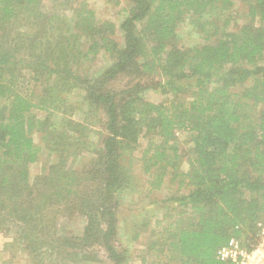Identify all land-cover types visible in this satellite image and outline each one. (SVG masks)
<instances>
[{"label": "trees", "instance_id": "16d2710c", "mask_svg": "<svg viewBox=\"0 0 264 264\" xmlns=\"http://www.w3.org/2000/svg\"><path fill=\"white\" fill-rule=\"evenodd\" d=\"M129 2L119 24L81 2L71 7L72 17L63 18L64 27L44 0H0V232L16 225L21 230L16 242L27 237L32 252L56 263L62 253L67 259L72 248L56 232L60 217H88L83 240L91 242L104 219L101 237L109 264H125L128 247L112 243L118 228L110 199L126 186L122 150L133 153L143 129L149 189L177 183L168 200L180 207L175 214L166 207L148 236L147 255L156 254L165 264H234L221 260L219 249L231 238L255 243L264 220V0ZM238 4L243 22L235 20ZM187 19L203 43L178 47L173 38ZM63 28L69 29L66 37ZM68 42L76 60L79 54L91 60L102 53L112 58L99 77L75 76L86 86L87 98L104 109L103 147L82 171L64 162L56 170L45 166L33 182L30 166L43 151L33 130L48 128L32 110L54 113L60 99L45 102L55 97L50 89L37 99L30 85L42 72L70 73V67L60 68L57 62L66 56ZM52 54L56 68L46 62ZM139 60L160 74L157 85L174 96L171 100L145 101L137 91L140 80L120 92L107 88ZM177 130L192 136L188 169L181 170ZM49 181L63 186L62 191L52 192Z\"/></svg>", "mask_w": 264, "mask_h": 264}, {"label": "rangeland", "instance_id": "374dc122", "mask_svg": "<svg viewBox=\"0 0 264 264\" xmlns=\"http://www.w3.org/2000/svg\"><path fill=\"white\" fill-rule=\"evenodd\" d=\"M81 2H87L89 4L88 8L95 9L98 17L109 19L117 24L126 16V8L130 7L129 0H44V5L49 10L54 9L55 13L61 16L57 19L65 27L66 22L64 25L63 22L72 17L71 7L75 8ZM241 7L240 4L235 7L236 13L234 16L238 22H243L246 17ZM62 34L65 37L67 34L69 35V29L63 28ZM119 40L121 41V37H119ZM173 42L178 47H189L202 44L203 39L198 30L187 19L178 25L177 35L173 38ZM64 46H67L66 56L57 59L58 67H70V73L66 74L62 70L50 74L42 72L38 75L39 81L34 82V87H32V83L30 85L34 89V95L37 99L47 94L49 89L55 97L47 100L44 98L45 102L52 104L54 98L57 99L58 97L60 99L57 103L59 107L54 109V113H46L39 108L32 110L37 119L46 124L48 128V131L43 129L33 130L32 136L35 143L43 148L40 159L30 166L33 182L45 166H52L56 170L65 163L67 167L80 168V171H82L94 159L98 158L97 150L102 149L106 134L104 109L87 98L86 86L80 78L92 79L99 77L105 67L112 62V58L102 53L95 60H91L87 59L84 54L81 56L79 54L77 56L79 58L76 60L69 42ZM23 54L24 52L21 51L20 56ZM24 56L30 59L29 55ZM51 56L52 58L46 60V62H48L50 68H56L53 62L56 56L53 54ZM143 64L142 60L137 61L129 67V72L111 80L107 84V88L120 92L140 80L141 89L137 91L145 101L160 103L171 100L174 96L163 94L157 85V80L161 78L160 74L150 72L148 67H144ZM75 76L80 78L78 79ZM136 89L138 88L135 87ZM144 134L145 132L141 129L139 142L134 147L133 153L126 155L128 149L122 150L126 186L123 187V190L114 191L110 199L111 205L114 204L116 210L118 228L112 243L128 247V257L125 264H165L159 263L161 258H158L156 254L153 256L147 255L148 236L153 227L157 226V222L163 220L164 212L167 210L166 207L174 214L179 210L180 207L177 209L174 207L177 205L175 201L168 200L175 193L178 184L175 183L170 188H164L163 190L154 189L150 191V185L147 183L148 176L144 173L142 160L143 150L148 143V137ZM175 139L182 154L181 170L188 169L190 149L193 146L191 133L187 130H177ZM52 144L55 145L54 149ZM59 183L64 184V180ZM48 185L54 193L62 191L63 186L58 185L56 182H51ZM80 189L86 191V188L82 185ZM71 198H73V195H71ZM38 216L37 214L35 217ZM99 220V226H96V230H93V241L91 242L90 240H83L89 223L88 217L79 213L60 217L56 222V232L65 235L69 239L72 248L67 259L62 260L60 256L65 257V254L62 253L57 258L59 262L56 263L62 261L61 264H109L110 260L107 257L101 237V228L104 227L105 221L104 219ZM38 221L43 223L44 220L38 218ZM20 233L21 230L19 231L16 225H13L9 231L0 232V264H56L51 260V257L40 259V255L34 253L38 250L32 252L27 247L30 242L27 237L16 242V238ZM138 234H140L139 238L136 237ZM143 256H145V260L142 258ZM34 257H36V260H34Z\"/></svg>", "mask_w": 264, "mask_h": 264}, {"label": "built area", "instance_id": "2783aa9c", "mask_svg": "<svg viewBox=\"0 0 264 264\" xmlns=\"http://www.w3.org/2000/svg\"><path fill=\"white\" fill-rule=\"evenodd\" d=\"M259 236L255 243L244 244L238 238H231L218 251V257L234 264H264V220L258 223Z\"/></svg>", "mask_w": 264, "mask_h": 264}]
</instances>
